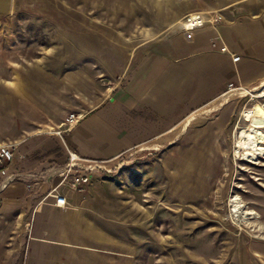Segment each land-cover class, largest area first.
<instances>
[{
    "label": "rangeland",
    "instance_id": "1",
    "mask_svg": "<svg viewBox=\"0 0 264 264\" xmlns=\"http://www.w3.org/2000/svg\"><path fill=\"white\" fill-rule=\"evenodd\" d=\"M263 12L264 0H10L0 11V103H13L21 169L39 162L65 173L66 119L98 105L142 43ZM192 16L199 25L189 26ZM219 102L191 124L192 136L206 129V138L89 162L77 172L87 183L59 186L68 202L83 198L78 206L110 250L105 264H264V155L237 156L241 135L264 148V81L230 85ZM15 257L9 264H31Z\"/></svg>",
    "mask_w": 264,
    "mask_h": 264
},
{
    "label": "crops",
    "instance_id": "2",
    "mask_svg": "<svg viewBox=\"0 0 264 264\" xmlns=\"http://www.w3.org/2000/svg\"><path fill=\"white\" fill-rule=\"evenodd\" d=\"M185 29L146 41L128 54L108 94L78 116L60 147L75 152L86 168V163L112 161L158 141L168 146L203 139L206 129L192 136L191 124L220 109L219 100L230 85L264 81V12ZM9 113L14 114L13 103H0V144L16 142L19 152L18 127L8 120ZM224 116L216 122L223 123ZM40 140L37 136L31 145ZM19 156L8 175L0 176V250L7 252V264L16 261V253L18 261L26 258L31 264H105L110 250L102 231L96 233L93 218L78 206L83 198L68 202L65 195L67 206L58 207L49 195L55 187L58 192L62 181L57 165L38 162L21 169Z\"/></svg>",
    "mask_w": 264,
    "mask_h": 264
},
{
    "label": "built area",
    "instance_id": "3",
    "mask_svg": "<svg viewBox=\"0 0 264 264\" xmlns=\"http://www.w3.org/2000/svg\"><path fill=\"white\" fill-rule=\"evenodd\" d=\"M78 116L79 115L71 114L66 119L68 128L65 131L69 130L70 127L75 122L78 121ZM17 154H18V144L16 142H8V143L0 144V176L4 177L8 175V170L13 167ZM67 154H68V162L65 166L66 169L65 173L61 174L62 181L60 182V185L64 182L66 178H69V183L67 185L71 190H75L78 189L80 185L87 183L89 181V177L87 175L85 176L83 174L81 175L77 173L79 169H85V167L82 166L83 160L75 152L71 150H68ZM50 194L54 197L56 206L58 207L67 206L66 197L64 195L59 194V192H57L56 187L49 192V195Z\"/></svg>",
    "mask_w": 264,
    "mask_h": 264
},
{
    "label": "bare ground",
    "instance_id": "4",
    "mask_svg": "<svg viewBox=\"0 0 264 264\" xmlns=\"http://www.w3.org/2000/svg\"><path fill=\"white\" fill-rule=\"evenodd\" d=\"M9 1L10 0H0V11L1 12L7 9ZM199 24H200V21L196 20V17L192 16L189 26H196ZM251 115L255 117V116H260L261 114L258 112L252 111ZM241 139L244 140V142L243 141L241 142L240 144L241 146L237 150V156L242 155L244 158L250 161V160L257 159L264 155V148L259 145L257 135H253V136L249 135L248 137L241 135ZM226 251L228 252V249Z\"/></svg>",
    "mask_w": 264,
    "mask_h": 264
}]
</instances>
